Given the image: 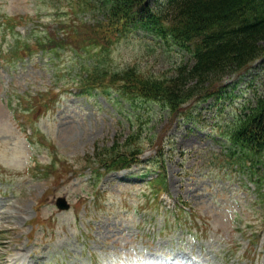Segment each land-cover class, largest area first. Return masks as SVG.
<instances>
[{
  "label": "rangeland",
  "instance_id": "1",
  "mask_svg": "<svg viewBox=\"0 0 264 264\" xmlns=\"http://www.w3.org/2000/svg\"><path fill=\"white\" fill-rule=\"evenodd\" d=\"M74 10L67 0H0V15L20 18L22 32L54 26L59 15L103 19L98 10ZM8 39L0 29V47ZM100 58L113 71L136 67L151 76L174 75L191 63L189 54L143 31L121 38ZM73 59L71 52L63 55L62 76H70ZM55 83L41 54L23 64L0 58V264H264L255 185L227 161L219 136L264 95V58L229 78L221 100L193 103L191 115L175 121L151 102L66 92L31 122L23 109L32 104L20 99ZM132 135L145 150L134 173L166 162L169 192L161 206L146 185L152 175L130 179L126 170L97 181L88 168L98 147L125 149ZM60 197L70 210L57 208ZM181 205L188 214L178 211Z\"/></svg>",
  "mask_w": 264,
  "mask_h": 264
},
{
  "label": "trees",
  "instance_id": "2",
  "mask_svg": "<svg viewBox=\"0 0 264 264\" xmlns=\"http://www.w3.org/2000/svg\"><path fill=\"white\" fill-rule=\"evenodd\" d=\"M69 1L77 13L98 10L103 19L95 24L59 20L53 30L23 35L17 29L20 18L6 16L0 19V27L4 36L11 33L15 39L6 50L9 61L25 60L39 51L52 64L68 50L74 51L78 60L88 56L79 74L71 76V85L81 93L100 91L108 97L116 94L117 99L131 104L151 102L169 112L173 121L191 115L183 107L193 100H221L226 79L247 71L264 57V0ZM137 30L178 47L191 56V63L181 64L174 75L166 76L146 75L136 67L121 71L102 67L100 55L106 57L115 42ZM220 137L225 140L222 148L227 161L254 183L256 197L252 201L260 206L264 222V95L245 105ZM136 139V135L130 136L125 149L120 144L110 149L98 147L95 157L100 166L94 167L95 176L100 178L142 163L144 145ZM148 169L159 171L152 182L155 195L168 191L164 160ZM147 173L142 172V176Z\"/></svg>",
  "mask_w": 264,
  "mask_h": 264
},
{
  "label": "water",
  "instance_id": "3",
  "mask_svg": "<svg viewBox=\"0 0 264 264\" xmlns=\"http://www.w3.org/2000/svg\"><path fill=\"white\" fill-rule=\"evenodd\" d=\"M57 205L62 210H68L70 208V204L68 203L67 199L63 197L58 199Z\"/></svg>",
  "mask_w": 264,
  "mask_h": 264
}]
</instances>
